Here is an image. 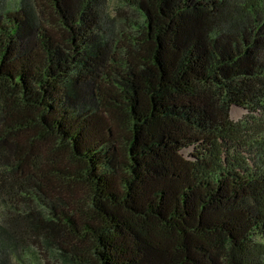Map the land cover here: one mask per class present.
Instances as JSON below:
<instances>
[{"label": "trees", "instance_id": "16d2710c", "mask_svg": "<svg viewBox=\"0 0 264 264\" xmlns=\"http://www.w3.org/2000/svg\"><path fill=\"white\" fill-rule=\"evenodd\" d=\"M113 1L0 11V264H264V0Z\"/></svg>", "mask_w": 264, "mask_h": 264}, {"label": "rangeland", "instance_id": "374dc122", "mask_svg": "<svg viewBox=\"0 0 264 264\" xmlns=\"http://www.w3.org/2000/svg\"><path fill=\"white\" fill-rule=\"evenodd\" d=\"M20 0H0V11H7L10 9L15 8V6L19 3ZM45 5L47 8V13L50 14V20L54 24H58L56 22V19L58 18L54 12V9L51 8L49 4V0H44ZM117 5L116 1L111 0V11L113 13V16L117 15L118 11L115 8ZM59 32L54 33L56 36ZM247 114V110L241 106L233 105L231 108V117L234 120H241L243 117ZM190 150H186V154H188Z\"/></svg>", "mask_w": 264, "mask_h": 264}]
</instances>
